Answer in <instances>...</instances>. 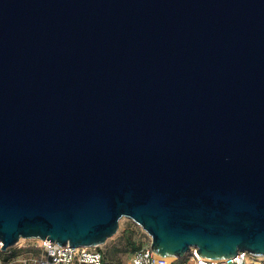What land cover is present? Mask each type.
I'll return each instance as SVG.
<instances>
[{
  "label": "water",
  "instance_id": "1",
  "mask_svg": "<svg viewBox=\"0 0 264 264\" xmlns=\"http://www.w3.org/2000/svg\"><path fill=\"white\" fill-rule=\"evenodd\" d=\"M264 257V0H0V240Z\"/></svg>",
  "mask_w": 264,
  "mask_h": 264
},
{
  "label": "built area",
  "instance_id": "2",
  "mask_svg": "<svg viewBox=\"0 0 264 264\" xmlns=\"http://www.w3.org/2000/svg\"><path fill=\"white\" fill-rule=\"evenodd\" d=\"M141 232L150 240L145 231L141 229ZM46 240L20 239L5 250H1L0 240V264H105L106 255L101 245L70 247ZM187 255H190L191 264H264V257L254 256L246 251H238L235 256L223 260H204L194 248ZM175 261L174 258L154 254L148 244L130 254L128 264H174Z\"/></svg>",
  "mask_w": 264,
  "mask_h": 264
},
{
  "label": "rangeland",
  "instance_id": "3",
  "mask_svg": "<svg viewBox=\"0 0 264 264\" xmlns=\"http://www.w3.org/2000/svg\"><path fill=\"white\" fill-rule=\"evenodd\" d=\"M148 244L150 240L141 232L140 227L123 218L119 222L116 234L101 246L106 255V264H128L130 254ZM174 264H191L190 255L177 258Z\"/></svg>",
  "mask_w": 264,
  "mask_h": 264
},
{
  "label": "trees",
  "instance_id": "4",
  "mask_svg": "<svg viewBox=\"0 0 264 264\" xmlns=\"http://www.w3.org/2000/svg\"><path fill=\"white\" fill-rule=\"evenodd\" d=\"M134 252V251H133ZM106 264V263H105Z\"/></svg>",
  "mask_w": 264,
  "mask_h": 264
}]
</instances>
